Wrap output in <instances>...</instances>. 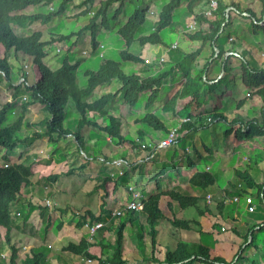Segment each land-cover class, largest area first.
Wrapping results in <instances>:
<instances>
[{"label":"trees","instance_id":"obj_1","mask_svg":"<svg viewBox=\"0 0 264 264\" xmlns=\"http://www.w3.org/2000/svg\"><path fill=\"white\" fill-rule=\"evenodd\" d=\"M74 0H0V78H4L8 83L12 84L15 78L12 69V63L10 59L16 61L19 55L31 58L29 66L22 68L23 72H20V79L23 81L16 85H10L13 91L12 99H15L21 88L28 94V100L22 103V111L26 110L28 106L33 104H39L42 110L48 114V117L42 122L46 127V131L43 133H37L36 136L40 139L47 137L49 142H58L61 139H65L68 136L74 138L76 145L80 151H87L86 140L83 136V130L88 129L90 126L96 127L105 135H107L113 141L118 144H129L134 147L137 146L136 141L131 135L122 136L120 132L121 119L117 116L107 114L108 105L117 97H120L123 104L126 106L136 107L141 103V97L148 95L145 102V109L153 108L154 103L158 101L160 91L162 88H166L167 80H173V76L176 70L180 68V63L171 66L168 70L161 71L156 76L142 77L137 74H126L122 70V63L133 62L143 63L145 59L139 56H135L129 53L128 48L132 43L138 42L142 48H148L150 46L162 45L167 48V43L163 41L161 31L169 27L173 20L174 12L180 8L183 2H185V8L187 12L192 16L201 29L194 32L191 35H186V38L190 41H200L202 45L208 44L211 53L208 57V62L198 72L185 73L183 81L178 85L176 91L165 99L163 105L159 108L162 112H169L173 116H182L189 119L187 122L182 123L180 132L185 134L191 131H206L210 129L211 125L223 124L225 126L222 134L224 137L233 136L238 141L250 140L254 137H264V65L259 63L253 55L249 52L244 56L242 51L237 50L238 57L233 55L226 57L223 62L224 74L220 79H208L207 68L217 59L223 58L226 52L231 51L233 48H239L238 43L230 42L231 49L226 47L229 41L230 35L227 37V41L220 38L222 31L228 26L231 21L230 13L237 12L243 19L250 20L253 26V32H262L264 38V0H258L259 3V16L258 13L251 7L245 10L240 8L237 0H225L222 2L218 0V7L211 16H207L204 12H193L195 4L197 2L205 1L204 5L208 7L206 0H168L161 6L159 12V20L155 27L152 28V32L145 35L146 27V14L148 9L135 7L133 0H81V3L77 6L79 8L84 7L83 10L75 13L74 19L85 22L83 26H80L78 31L69 32L66 35H50L47 40L42 38V32L35 30L28 35H17L14 33L12 25L25 29L26 27L40 23L45 25L49 23L54 17L60 16L66 12L69 5ZM98 1L99 7L94 12L92 17H88L90 10L94 3ZM48 6L55 4L57 9L45 13H33L26 14L24 10L28 7H36L39 5ZM117 4V7L113 11L111 18H108V12L111 6ZM134 6L135 9L123 23H119L120 16L125 13L127 6ZM228 7H233L226 13ZM207 9V8H206ZM24 12V13H23ZM113 20L115 27L109 25V21ZM80 22V21H78ZM103 28L104 30L115 29L116 34L123 40L125 49L120 51L122 62L112 59L103 58L96 70H85L83 75L86 77V86L80 88L77 80V70L80 66V61L70 63L68 57L62 60L61 65L52 70L45 65L43 59L47 56L46 47L50 45H58L60 43H69L68 49H72L75 46V42H71V38L75 35H82L86 31L90 32L92 54L100 56L99 49L100 44L97 42V32ZM170 47V46H169ZM168 47V48H169ZM218 50L216 57L214 55ZM69 52V51H68ZM172 52L170 49L169 54ZM245 52V51H243ZM239 58V74L233 75L229 60L230 58ZM181 61V58H175ZM174 59V60H175ZM211 60V61H210ZM236 76V78H235ZM113 80H118L121 83L120 89L115 93L103 94L100 97L94 96L96 88L109 85ZM176 83V82H175ZM242 85L247 90L246 99L242 98L238 101H234V108L236 111L242 109L249 100L252 103V107L257 109L258 117H252L245 119L239 114H235L233 118H229L224 111L222 101L228 97L231 99L234 96L233 89L236 85ZM171 91V90H170ZM219 100V103L213 104L214 108L209 111L208 103L213 98ZM217 100V102H218ZM69 101L72 102L75 112L79 118L72 120L76 124V131L73 132L69 126H66L68 122L67 105ZM14 109V103L6 102L0 108V149H4L5 159L4 165L0 166V236L2 231H5V240L10 242L9 230L11 225L10 205L16 201L20 190L24 186L31 185V176H33L34 162H29V159H25L21 163H10L9 157L12 151L17 147L18 140L15 136L21 130L23 126V114L19 116L13 123L7 124L8 115ZM92 115L105 116L103 122L99 125L95 118L90 117ZM164 119L159 114L147 112L135 119V124H140L143 127L151 128L155 131L167 130ZM41 124V123H40ZM27 126L33 124L26 123ZM215 128V127H214ZM170 129V128H169ZM169 129L166 131L169 132ZM137 138L142 142L149 144L150 139L146 137L144 129L137 130ZM91 132H89V135ZM152 146L151 144H149ZM109 143L106 142L103 148L104 157L107 158ZM206 150L207 147H204ZM149 149V147H147ZM182 156L186 157L187 151L182 149ZM177 156L173 155L171 161L175 162ZM188 165L191 169H195V172L189 178V184L192 188L206 191L212 187L217 180V177L210 171H198L194 162L188 160ZM165 173L164 169H161L154 176V188L157 192L154 194H148V197L143 198V209L136 213L143 214L145 216V224L147 226V233L150 235V244L152 250H155V246L158 243L157 227L160 224L161 219H168L170 224L181 230H191L192 226L201 227L202 225L198 218L208 216L214 222L207 228V233H211L212 228L216 226L215 219L217 217H224L223 211L225 207V199L222 196L221 200L216 202V212H212L209 207L201 209L199 207V198L192 196L187 192H180L176 189H169L162 191L160 182L157 181L160 176ZM235 178L239 179L245 184V190H238L239 194H248V189L255 190L256 197L264 204V182L258 183L252 177L249 172V168L236 169L234 171ZM58 175H53L48 179L55 180ZM94 182L95 190H103L106 192L105 196H111L113 191H116L120 187L116 180L111 176L103 174ZM113 184L112 192L108 191L107 185ZM231 192H229L230 194ZM224 194L228 195V191L224 190ZM107 196V197H108ZM163 201V202H162ZM38 202V201H37ZM174 203L180 210H194L196 211V217L193 219H185L176 217L174 212ZM166 207L171 213L170 217H166L163 208ZM39 210V215L44 218L45 215L51 211L50 206L46 203L32 204L29 203V211L25 220L29 217V214L35 210ZM62 212L60 208H54L52 211ZM135 212V211H134ZM133 212V213H134ZM112 212L109 210H102V213L96 216L92 211L86 210L82 215L81 220L77 222L76 227L81 229L87 224L88 218L89 225L106 221L111 217ZM129 214V213H127ZM127 217V223L122 221L116 229L106 228L104 232L113 236V241H107L105 237L100 239L96 238V242L91 243L86 238H81L79 242H68L62 247L63 252H69L74 255L80 256L85 259H90L89 264H125L127 261L124 258V230L127 225L133 226L135 219L129 214ZM122 219V218H121ZM49 220L47 221L46 228L50 226ZM264 225V221L261 222ZM221 225V224H220ZM257 226V229L254 227ZM61 227L59 223L58 228ZM45 228V229H46ZM227 228H224L226 231ZM262 230L260 224H254L253 227L248 229L245 236L233 229V234L238 237L242 242L238 247L236 253L233 255L231 261H227L223 256L215 252L213 249L201 242H185L178 240L173 248L167 246L164 253V259L160 262L153 255L151 257H143L144 260L153 262H160L164 264H257L253 257L256 251L260 249L264 252L263 245L257 243L258 237L256 234ZM201 229L198 230V232ZM211 231V232H210ZM251 236V241L248 242V236ZM137 245L140 252H144V227L141 225V230L136 233ZM264 240V239H263ZM95 244L99 245L101 250L110 251V254L105 256H97L89 252V248ZM13 253L10 257V264L17 263V255L15 247H12ZM45 253L42 251L34 252L33 256L26 258L25 264H43Z\"/></svg>","mask_w":264,"mask_h":264},{"label":"rangeland","instance_id":"obj_2","mask_svg":"<svg viewBox=\"0 0 264 264\" xmlns=\"http://www.w3.org/2000/svg\"><path fill=\"white\" fill-rule=\"evenodd\" d=\"M133 1L135 7H139L141 5L140 2L144 0ZM164 1L162 0L160 5L155 7L151 6L154 7L156 15L146 17L144 25V27H146V31L144 32L145 35H148L153 31L151 27H155L158 22L161 6L163 3L165 4L167 0ZM220 1L225 2V0ZM237 1L242 10L248 8V3H251V7H253L256 13H258L260 6L258 0H253V3L252 0ZM203 2L205 3V1ZM203 2L197 3L195 8H202L204 12L207 7ZM50 6L51 5H48L46 8L43 6L44 11H52L50 10ZM98 7L99 4L91 8L88 16L89 18L93 16ZM116 7L117 4L111 6L108 12V18H111ZM135 7L131 6V4L127 6L125 10L126 14L122 15L119 23H123L126 18L131 15ZM28 8L24 11L26 14L36 13V10H34L32 6ZM228 8L232 9L233 7ZM52 9H57V6L53 4ZM200 12L202 11L196 10L195 14ZM75 13L76 12L73 13L72 7L69 5L65 13L54 17L45 25L36 23L26 27L29 30H20L19 27L14 25H12V28L17 35H28L35 30H40L43 39L48 38L50 35H58L59 33L66 35L69 32L78 31L80 26L85 24V22L81 21V19L85 18H80L78 20L74 19ZM230 16L231 21L222 31L220 38L227 41L228 35L232 36L233 39L229 38L228 43H237L239 40H248L247 42H249V44H245L244 46V56H247L246 53L248 51V53L250 52L259 63L264 65V38L262 32L254 33L250 20L243 19L237 12L232 11ZM192 19L193 18H191V15H189L185 8V2H183L180 8L174 12L171 25L160 33L163 41L167 43V48L171 43H174L176 40L178 41L175 43L176 49L172 50L169 55L166 54V62L170 60V56L173 57L175 54H184L185 50L189 53H194L195 51H200L202 49L203 55L200 56L201 59L198 58L197 61L194 60V62L192 57L186 58L184 61L178 59L174 60V64L181 62L180 67L183 69V73L180 70L178 75L173 78L176 83L174 82L172 85H167L166 88H163L162 96L160 98L161 100L158 101V104L160 105L158 108L163 105L166 98L176 91L178 85L183 81L186 71L188 73L198 72L204 68V65L208 62V57L211 53L209 45H202L198 40L190 41L186 38L187 34L191 35L194 31L189 28L191 24L190 22L193 21ZM109 25L115 27L117 24H115L113 20H110ZM201 27L202 26L197 25V29H201ZM72 40L75 42V46L72 49H68L69 43H60L46 48L47 57L43 59V62L48 67L55 68L57 66H55V62L60 66L62 60L66 57H68L70 63L80 61L81 63L77 70V80L80 88L86 86V77L83 75V72L85 70H96L103 58L122 62L120 51L124 50L125 47L123 40L116 34L115 30L104 31V29L101 28V30L97 32L96 40L104 46L103 49L99 48L101 49L99 52L102 53V57L97 54L96 56L92 54L90 32L86 31V33L84 32L82 35H75ZM257 43H259V46ZM164 49L166 48L160 45L157 54H161ZM236 50L237 48H233L231 51L236 52ZM84 52L87 53L86 56L83 55ZM147 56V54H142L143 59H147ZM154 57L157 58L155 60H158L159 55H154ZM224 59L220 58L219 62L222 63ZM14 60V58L10 59L12 69L14 68L15 71L13 73H17V75H14L15 78L13 83L10 84L4 78H0V108L6 102L13 101L14 103V109L8 115L7 124L13 123L19 118V116H21V114H23V126L15 136V139L18 140V144L12 151V154H10L8 162L21 163L28 158L29 162L35 163L33 176H31L33 185L31 188H25V197L27 198V195L28 197L33 196L36 200L34 201L35 204H38V202L42 204L48 201L50 203L51 211H49L44 218L40 215L39 217H36L35 222L29 231L13 234L14 238H16V247L11 244V242L5 240V231H2V238L0 239V264H10L9 260L13 253V251H11L12 247H15L16 249V260L19 264H25L24 261L26 258L32 257L34 252L39 251L45 253L43 264H89L82 261V257L80 256H75L69 252H63L61 250L62 247L70 241L77 243L81 238H86L91 243L96 242L94 240H96V238L100 239L102 236L105 237L107 241H113V236L107 234L104 230L106 228L116 229L122 221L127 223V217H130V213L131 215L135 214V216H132L135 219V222L133 226L127 225L124 230L125 238L123 255L131 264H162L159 262L143 260L142 257H144V254L148 255L147 258L153 255L162 260L164 258L166 247L169 246L173 248L178 240L188 243L201 242L223 256L227 261H231L233 255L242 243L238 237L233 234V229L243 237L247 234L248 229L253 227L254 224H260L262 226V230L258 232L256 236L258 237L257 243L263 245L264 225L261 224V222L264 221V204H262L256 197L255 191L251 190V192H248L249 195L238 193V190H245L246 187L242 181L235 178L234 171L240 169V167H249L251 169L250 174L255 181L258 183L264 182V137H255L246 142L238 141L233 136H229L228 139L223 136L222 132H219L213 125H211L210 127L214 137L205 140L208 150H203L202 148L204 139L201 137V134H199L198 131H191L185 134L182 133L181 138L176 144L161 149L151 161L141 162L140 160L145 154L141 152V146L145 145L148 147L149 144L153 146L163 140L167 134L163 131H155L151 128L143 127L140 124H135V119L147 112H153V108L145 109V102L148 97L146 94V96L143 95L141 97V103L136 107L124 105L121 98L118 97L113 100L110 103L109 108H107V114L117 116L121 119V135H131L136 141V144H138L137 146L134 145V147H132L129 144H118L93 126L83 130L87 151H80L74 138L71 136L61 139L56 143L49 142L46 136L42 139L36 136L37 133H43L46 131V127L41 121L46 119L48 114L42 110V106L39 104H33L28 106L26 110L22 111V103L28 100V94L23 88L20 89L17 97L12 99L13 91L10 85L16 86L22 82L19 74L20 72H23L22 68L24 66L30 65L31 58L19 55L18 59L16 61ZM133 66V62L122 63V70L126 74H132L134 72ZM178 70L179 69H177V71ZM214 75L215 76L207 75V78L217 79L219 74L216 72ZM233 92L234 96L231 99L228 97V100H226V98L221 100L227 116L230 119L233 118L235 114H239L245 119L258 117L257 109L251 108L252 103L249 100L246 101V104L242 109L236 111L234 108V101H238L242 98L246 99L248 91L242 86H238L233 89ZM216 97L217 96L207 104L209 111L214 108L213 104L219 103V100L217 99L218 97ZM158 112L160 113L162 111ZM67 113L69 114L66 126H69L72 131L75 132L76 122L74 123L72 120L78 119L79 116L75 112L71 101H69L67 105ZM161 116H163L162 118L165 120L164 123L166 127H171L172 124H174L175 127L179 126V123L183 118L182 116H178L177 121H172L176 117L171 113L164 111ZM90 117L95 118L96 122L101 125L105 116L91 115ZM26 123L33 125L27 126ZM217 127L225 128L223 124H219ZM136 128L138 130H145L144 133L147 135V138L150 139L149 144L145 141L142 142L138 140ZM89 132H91L90 135ZM106 142L109 143V146L108 155L105 159L103 156L105 153L103 148ZM183 148L187 150L186 157L181 155ZM197 150H200L201 152L204 151L205 154L202 152V155H204L203 159H201L202 155H200ZM4 152V149H0V166H3L5 162V159L3 158ZM163 153L168 157L175 155L177 156L176 158L180 159L175 162L171 161V163L166 162L169 166L166 165L167 168H164L163 161L165 160L163 159ZM188 160H191L192 162H195V160H202L200 168L214 174L217 177L216 184H218L223 191H228V195H219L217 193V186L210 187L206 191L192 188L189 185L188 180L193 169L189 167ZM121 161L125 163L121 164ZM157 161L162 163H159L160 165L158 168L155 166ZM114 162H117L120 165L116 166ZM163 168L165 170L164 175L157 178V181L160 182L162 191L176 189L180 192H187L190 195H196L199 198V207L203 210L205 207H209L214 213L216 212L215 204L221 200L222 196L224 197L225 205L227 206H225L223 211V215L225 214L224 217H217V219H215L216 226L212 228V232L210 231L211 233H207L205 225L210 226L214 220L208 216L198 218L202 228L192 226L191 230L178 229L172 226L168 219H161L160 224L157 227L158 243L155 246V250H152L150 235L147 233V226L145 224V216L134 211H129V214L125 213L121 216H117L116 212L126 204L127 199L126 197L124 200L118 202V198L121 197L119 192L125 190L126 195L129 186H136V188L144 193L146 197H148L150 188H152V193H156L157 189L154 188V176ZM103 174L111 176L120 186L116 191L112 192L113 184L109 183L107 187L108 191L112 192V195H107L108 197L105 196L106 192L101 189L95 190L94 193L92 192V190H94L93 181ZM53 175H58L59 177L55 180L48 179ZM229 192L231 193L229 194ZM208 195L211 197L209 201L206 200ZM237 198L238 201H235ZM248 198L251 202H248ZM27 200H29V198ZM174 204L176 206V203ZM55 207L60 208L62 212H59V210L58 212L52 211ZM86 210L92 211L96 216L100 215L102 210H109L112 212L110 218L106 221H101L103 226L96 230L92 236L90 229L95 226L96 223L89 225L88 218L86 219L87 224L81 229L76 227L77 222L81 220V217L85 214ZM163 211L167 218L171 216V213L166 207L163 208ZM174 212L176 217L179 218L193 219L196 217V211L191 209L182 211L177 207ZM23 217L24 215L22 214L19 219L22 220ZM48 219H50V226L46 228ZM59 223H61V227L58 228ZM141 225L144 227L145 250L143 253L138 249L136 237L137 231L141 230ZM225 227L227 230H222V228ZM254 228L257 229V226ZM19 229L21 230L22 228L19 227ZM199 229H201V231L198 232ZM20 232L23 231L21 230ZM50 245L52 246V249H50ZM89 252L97 256H105V254L111 253L107 250L102 251L97 244L89 248ZM137 253L141 255L142 259L136 256ZM252 258L256 260L257 264H264L263 250L260 249L259 252L256 251Z\"/></svg>","mask_w":264,"mask_h":264},{"label":"crops","instance_id":"obj_3","mask_svg":"<svg viewBox=\"0 0 264 264\" xmlns=\"http://www.w3.org/2000/svg\"><path fill=\"white\" fill-rule=\"evenodd\" d=\"M142 1V0H141ZM164 1V0H163ZM168 1V0H167ZM162 2V0H153V1H151V0H144V1H142V2H140V6H139V8H147L148 9V11H147V14H146V17L147 16H154V15H156V12H155V9H154V7L155 6H157V5H160V3ZM165 2V1H164ZM254 1L252 0V3H253ZM81 3V0H74L70 5H71V7H72V11H73V13L74 12H76V13H78L79 11H81V10H83L84 9V7H82V8H79V10H77V6L79 5ZM197 3H199V2H197ZM196 3V4H197ZM97 4H99V2L98 1H96L95 3H94V5H93V7L95 6V5H97ZM164 4V3H163ZM195 4V5H196ZM249 4V3H248ZM151 6H154V7H151ZM47 7V6H46ZM45 7V8H46ZM92 7V8H93ZM151 7V8H150ZM34 8V10H36V13H45V11H44V7H43V5L41 4V5H39V6H36V7H33ZM27 9V8H26ZM25 9V10H26ZM29 9V8H28ZM24 10V11H25ZM46 10V9H45ZM196 10H200V11H203V9L202 8H200V9H198V8H195L194 7V10H193V12H195ZM190 15V14H189ZM121 17L122 16H120V19H121ZM191 18H192V16H191ZM193 20V19H192ZM193 21H195V20H193ZM192 22V21H191ZM190 22V23H191ZM197 25H198V23L196 22V28H195V30L193 31V33L194 32H196V30L198 31L199 29H197ZM20 30H29L28 28H25V29H22V28H19ZM115 29H110V30H104V31H114ZM74 32V31H73ZM59 34H62V33H59ZM74 37V36H73ZM72 37V38H73ZM72 38H71V42L73 43L74 41L72 40ZM230 38H232L233 39V37L232 36H230ZM48 38H46V39H44V40H47ZM248 41V40H247ZM246 40H239V42H237L238 44H236V45H240V47L238 48L237 47V50H240V51H242V53H244L243 51H244V46H245V44H249V42H247ZM178 41L176 40L174 43H171L170 44V48H166V49H164L163 50V52L161 53V54H157L158 53V51H159V46L160 45H155V46H150V47H148L147 49L146 48H142L139 44H138V42H134V43H132L131 44V46L128 48V51H129V53H131V54H133V55H135V56H139V55H141V57H142V54H147L148 56H147V59H145V61L143 62V63H134V66H133V69H134V74H137V75H139V76H142V77H147V76H156L157 74H159L161 71H164V70H168L171 66H173V65H171V64H174V59L175 58H181V61H184V59H186V58H190V57H192V59H193V62H194V60L195 61H197V59L199 58V59H201L200 58V56L201 55H203L202 53H203V50L201 49L200 51H195L194 53H189L188 51H186L185 50V53L184 54H175V56H173V57H169L170 58V60H168L167 62L165 61V59H166V54L167 55H169V51H170V49L171 50H175L176 49V47L175 48H171V46L173 45V44H175V43H177ZM100 44V43H99ZM258 44V46H259V43H257ZM52 45H50V46H47L46 48H48V47H51ZM101 49H103L104 48V46H103V44H100V46H99ZM226 47L227 48H231V45L229 44V43H227L226 44ZM47 50V49H46ZM236 50V51H237ZM227 53H229V52H226L225 53V55H224V57H223V59L224 58H226V54ZM230 53H232V52H230ZM247 53H248V51H247ZM100 54H102V53H100ZM83 55H87V53H85V54H83ZM154 55H159V57H158V60H155V59H157V58H155L154 57ZM231 55H233V56H235V57H238V54H236V53H232ZM231 55H229V56H231ZM94 56H96V55H94ZM193 56H195V57H193ZM47 57V56H46ZM143 58V57H142ZM161 58H162V60H161ZM215 58V57H214ZM183 59V60H182ZM219 60L220 59H217L216 61H214L208 68H207V75H209V76H215L214 75V73H216L217 72V74H221V69H222V63L221 62H219ZM171 61V62H170ZM211 61V60H210ZM179 63H181V62H179ZM229 63H230V65H231V67L233 68V70H232V74L233 75H238L239 74V71H240V68H239V63H240V61L237 59V58H234V57H232V58H230V60H229ZM57 65V66H56ZM175 65V64H174ZM55 68H51L52 70H55L56 68H58L59 67V64L57 63L56 64V62H55ZM181 70V72L183 73V69L180 67L179 68V70L177 71L176 70V73L174 74V76L173 77H175L176 75H178V72ZM189 71V70H188ZM84 73V72H83ZM186 73H188L187 71H186ZM218 75V76H219ZM236 76H235V78H236ZM218 78V77H217ZM176 82V81H175ZM174 82L173 81H171V80H167V83H166V85H172ZM238 86H242V85H236V88L238 87ZM120 87H121V83L118 81V80H113L109 85H106V86H101V87H98V88H96V90L94 91V96L95 97H100L101 95H103V94H107V93H115V92H117L119 89H120ZM243 87V86H242ZM162 91H163V88L161 89V91H160V96H159V99H158V101H160L161 99V96H162ZM144 96H146V95H144ZM118 98V97H117ZM115 100V99H114ZM240 100V99H239ZM158 101L157 102H155L154 103V106H153V112L152 113H154V114H157V113H159L158 111H161V110H159V108H158V106H160L159 104H158ZM110 105V104H109ZM109 105H108V107L107 108H109ZM245 106V105H244ZM163 114V112H160V115H162ZM92 115V114H91ZM163 117V116H162ZM177 119H178V116L175 118V119H173L172 121H177ZM175 123V122H174ZM176 124V123H175ZM135 125V124H134ZM217 125H219V124H215V125H213L214 127H215V129H217L219 132H223V130H224V128L223 127H217ZM173 126H174V124H172V128H173ZM224 126V125H223ZM171 127H167V130L169 129V128H171ZM175 127V126H174ZM138 129L136 128V131H137ZM166 130V131H167ZM145 131V130H144ZM166 131H165V133H166ZM199 132V134H201V137L204 139V141H203V146H202V148H203V150L205 149L204 147H208L207 145H206V143H205V140H207V139H211V138H213L214 136L212 135V130H211V127H210V129H208V130H206V131H198ZM164 133V134H165ZM163 134V135H164ZM146 137H147V135H146ZM261 137V136H260ZM228 139H229V136L227 137ZM255 138V137H254ZM246 141H248V140H244L243 142H246ZM217 148V147H216ZM218 148H220V147H218ZM187 151V150H186ZM197 152H199V154L200 155H202L203 153H204V151H200V150H197ZM205 154V153H204ZM207 154V153H206ZM203 156L204 155H202L201 156V159H203ZM182 157V156H181ZM170 158H172V156H170V157H168V156H166L164 153H163V159L165 160V161H163V167L164 168H167L166 167V165H167V163L166 162H170L171 163V159ZM178 159H180V158H177V160ZM194 162V161H193ZM162 164L161 162H159V161H157L156 162V164H155V166L158 168L159 167V165L160 164ZM194 164H195V166H196V168H197V170L198 171H203V169H201L200 167H201V165L200 164H202V160H195V162H194ZM167 166H169V165H167ZM163 168V169H164ZM242 168V167H241ZM245 168H249V167H245ZM136 170V169H135ZM250 168H249V172H250ZM193 172H192V174L195 172V169H193L192 170ZM205 171V170H204ZM251 173V172H250ZM191 174V175H192ZM164 175V174H163ZM191 175H190V177H191ZM189 177V178H190ZM30 180H31V178H30ZM189 181V180H188ZM31 182H32V180H31ZM33 185V183H31V185L30 186H24V187H22L21 188V190H20V193H19V195H18V197H17V199H16V201L15 202H13L11 205H10V216H11V225H10V235H9V237H10V242H11V244H13L15 247H16V245H15V239L16 238H14V233H24V232H26V231H29V229L31 228V226L33 225V223L35 222V218L36 217H39V210L38 209H35V210H33L30 214H29V217L25 220V218H26V216H27V213H28V211H29V203H32V204H35L34 203V201H36L34 198H33V196H31V197H28V195H27V198L25 197V188H31V186ZM190 185V184H189ZM214 186H217V190H218V194L220 195V194H224V191H223V189L220 187V186H218V184H214L212 187H214ZM221 189V190H220ZM152 188H150L149 189V194H154V193H152ZM251 190L252 191H255V190H253V189H248L247 191L248 192H251ZM216 193V194H217ZM119 195H121V197L120 198H118V202L119 201H122V200H124L126 197H127V194L125 195V190H122V192H119ZM247 195H249V193L247 194ZM192 196H196V195H192ZM29 198V200H27ZM207 200V199H206ZM225 206H227V205H225ZM177 207L174 205V211H175V209H176ZM225 208V207H224ZM179 209V208H178ZM180 210V209H179ZM228 212V211H227ZM230 212H232V211H230ZM38 213V214H37ZM24 215V217H23V219L21 220V219H19L20 217H21V215ZM235 214V213H234ZM225 215V214H224ZM253 225V224H252ZM19 227H21L22 229V231L23 232H20L21 230L19 229ZM2 238V236H0V239ZM30 249V248H29ZM50 249H52V246L50 245ZM139 254H140V252H139ZM138 253H137V255L136 256H138V258H140V259H142L141 258V255H139ZM76 256V255H75ZM136 256H134L135 258H137ZM144 257H146V259H147V256L148 255H146V254H144L143 255ZM151 257V256H150ZM124 258H125V256H124ZM155 258H157V257H155ZM158 259V258H157ZM164 259V258H163ZM162 259V260H163ZM125 260H126V258H125ZM143 260H144V258H143ZM160 262L162 261V260H160V259H158ZM127 262L125 263V264H131L128 260H126ZM147 261V260H146ZM159 262V263H160ZM19 264V263H18ZM162 264H164V263H162Z\"/></svg>","mask_w":264,"mask_h":264},{"label":"built area","instance_id":"obj_4","mask_svg":"<svg viewBox=\"0 0 264 264\" xmlns=\"http://www.w3.org/2000/svg\"><path fill=\"white\" fill-rule=\"evenodd\" d=\"M208 7L207 9L204 11V14L207 16H211L214 11H216L217 7H218V0H206ZM50 9L52 10V6H50ZM190 29L195 30L196 28V21H192L190 26ZM176 44H173L171 46V48H175ZM85 54V52H84ZM100 57H102V54H100ZM162 60V58H161ZM21 81H23V79H20ZM189 119L187 118H182L179 126L173 127L169 130V132H167L166 136L164 137L163 140L159 141L158 143H156L153 146L148 145L149 149H147V146L142 145L141 146V152L145 153L143 155V158L140 160L141 162L144 161H151L155 155L164 148H168L174 144L177 143V141L181 138L182 133L180 132V127L182 125V123L187 122ZM125 162L121 161V164H124ZM114 164L116 166L120 165L117 162H114ZM127 199H126V204L119 209V211L116 212L117 216H121L125 213H128L129 211H142L143 209V203L142 200L144 198L143 193L136 188V186H129L127 189ZM210 195L207 196V200H210ZM235 201H238V198L235 199ZM251 202V200L248 198V202ZM46 202V201H45ZM47 205H49L50 203L47 201L46 202ZM50 206V205H49ZM103 226L102 222H98L95 224V226L91 227L90 232H91V236L92 234L95 233L96 230H98L99 228H101ZM222 230H224V228H222ZM82 261L90 263L91 260L90 259H85V258H81Z\"/></svg>","mask_w":264,"mask_h":264},{"label":"water","instance_id":"obj_5","mask_svg":"<svg viewBox=\"0 0 264 264\" xmlns=\"http://www.w3.org/2000/svg\"><path fill=\"white\" fill-rule=\"evenodd\" d=\"M230 9H231V8L226 9V13H228ZM217 52H218V50L216 49V53H215L214 57H216ZM231 54H232V53H230V52L227 53V54H226V57H228V56L231 55ZM223 74H224V70H223V65H222L221 74L218 76L217 79H220V78L223 76ZM250 241H251V236L249 235V238H248V242H247V244H248Z\"/></svg>","mask_w":264,"mask_h":264},{"label":"clouds","instance_id":"obj_6","mask_svg":"<svg viewBox=\"0 0 264 264\" xmlns=\"http://www.w3.org/2000/svg\"><path fill=\"white\" fill-rule=\"evenodd\" d=\"M51 6L53 5V4H50ZM51 10V9H50ZM53 10V9H52ZM24 13V12H23Z\"/></svg>","mask_w":264,"mask_h":264}]
</instances>
